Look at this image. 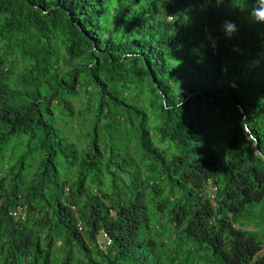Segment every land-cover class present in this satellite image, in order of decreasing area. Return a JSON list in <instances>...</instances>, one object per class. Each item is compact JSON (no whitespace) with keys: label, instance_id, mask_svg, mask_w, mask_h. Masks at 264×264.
<instances>
[{"label":"trees","instance_id":"1","mask_svg":"<svg viewBox=\"0 0 264 264\" xmlns=\"http://www.w3.org/2000/svg\"><path fill=\"white\" fill-rule=\"evenodd\" d=\"M254 6L0 0V264H264Z\"/></svg>","mask_w":264,"mask_h":264},{"label":"clouds","instance_id":"2","mask_svg":"<svg viewBox=\"0 0 264 264\" xmlns=\"http://www.w3.org/2000/svg\"><path fill=\"white\" fill-rule=\"evenodd\" d=\"M222 2L223 0H216L218 5ZM249 15L254 23L264 24V0H255V6L251 9ZM237 30V25L234 22L227 20L224 22L223 31L228 38H231Z\"/></svg>","mask_w":264,"mask_h":264},{"label":"rangeland","instance_id":"3","mask_svg":"<svg viewBox=\"0 0 264 264\" xmlns=\"http://www.w3.org/2000/svg\"><path fill=\"white\" fill-rule=\"evenodd\" d=\"M76 106V108H77V104L75 105ZM69 120H71V119H69ZM80 122V121H79ZM76 123H78L76 120L74 121V123H71L68 127H67V129H66V132H67V134H69V131H70V129L69 128H71V127H73L74 129H71V132H72V134H74V136H71V138L72 139H74V141L75 142H78L77 140L78 139H85L86 138V129H83L80 125H77ZM73 124V125H72ZM80 124V123H79ZM80 137V138H79ZM15 140H16V138H14V139H12V142H11V145H13V143L15 142ZM21 150L22 151H24V150H26V148H24V147H21ZM5 160L6 162H7V164L9 165V163L10 164H13V162L15 161V159H17V157H15L14 159H12V160H9V152L7 151L6 152V156L4 155V158H2V160ZM2 160H0V163L2 162ZM29 162H30V160L29 159H27L26 160V162H25V165H28L29 164ZM2 169L3 170H5L6 168H5V166H2ZM213 187H215V186H213L212 185V183L210 182L209 183V186H208V190L209 191H213Z\"/></svg>","mask_w":264,"mask_h":264},{"label":"built area","instance_id":"4","mask_svg":"<svg viewBox=\"0 0 264 264\" xmlns=\"http://www.w3.org/2000/svg\"><path fill=\"white\" fill-rule=\"evenodd\" d=\"M215 187H213V190ZM67 190V188H66ZM0 204H1V199H0ZM72 210L75 209L73 205L70 206ZM9 214L16 220H24L26 216V205L22 203H18L15 208L9 211ZM111 244V239L110 237L106 234L103 233V236L101 237V242L99 243V248L104 249L108 247Z\"/></svg>","mask_w":264,"mask_h":264}]
</instances>
